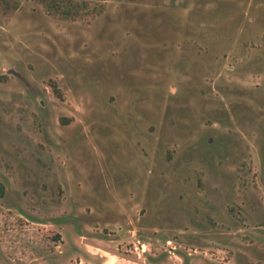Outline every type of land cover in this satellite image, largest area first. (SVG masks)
Here are the masks:
<instances>
[{
	"label": "rangeland",
	"instance_id": "obj_1",
	"mask_svg": "<svg viewBox=\"0 0 264 264\" xmlns=\"http://www.w3.org/2000/svg\"><path fill=\"white\" fill-rule=\"evenodd\" d=\"M0 0V264H264V0Z\"/></svg>",
	"mask_w": 264,
	"mask_h": 264
},
{
	"label": "trees",
	"instance_id": "obj_2",
	"mask_svg": "<svg viewBox=\"0 0 264 264\" xmlns=\"http://www.w3.org/2000/svg\"><path fill=\"white\" fill-rule=\"evenodd\" d=\"M7 7L11 5L15 6L17 4H11L10 0H2ZM50 12L60 14L66 18H73L78 15L79 7L76 3L71 2L70 0H41ZM4 185L0 183V197L4 193Z\"/></svg>",
	"mask_w": 264,
	"mask_h": 264
}]
</instances>
